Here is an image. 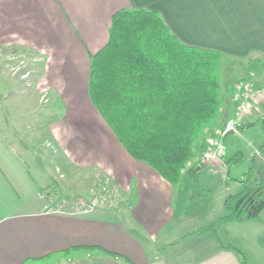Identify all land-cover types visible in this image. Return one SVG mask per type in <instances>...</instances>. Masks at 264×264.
I'll use <instances>...</instances> for the list:
<instances>
[{"label":"crops","instance_id":"1","mask_svg":"<svg viewBox=\"0 0 264 264\" xmlns=\"http://www.w3.org/2000/svg\"><path fill=\"white\" fill-rule=\"evenodd\" d=\"M139 8L157 12L187 46L234 59L264 55V0H0V53L5 58L0 66L7 65L14 49L21 63L40 66L46 90L40 93L39 84L37 93L57 104L61 114L40 126V118H31L37 108L17 113L13 105L5 108L2 104L10 101L1 96V82L0 264H240L209 231L226 214L227 198L219 200L202 226L188 227L181 182L172 185L133 159L90 98L92 58L108 44L113 16ZM19 68L13 69L16 80L29 87V73ZM21 113L28 123L20 120ZM233 113L232 98L223 95L219 118L197 142L191 161L201 158L202 146L209 147ZM252 117L241 131L252 126L246 127ZM48 146L73 171L91 173L92 180L106 173L124 191L123 204L90 213L45 210L40 192L51 186L32 173L35 161L24 151ZM254 162L259 165L257 158ZM52 186L61 193L82 192L80 182L70 186L66 178Z\"/></svg>","mask_w":264,"mask_h":264},{"label":"trees","instance_id":"2","mask_svg":"<svg viewBox=\"0 0 264 264\" xmlns=\"http://www.w3.org/2000/svg\"><path fill=\"white\" fill-rule=\"evenodd\" d=\"M225 59L219 52L182 43L155 11L121 10L112 18L108 44L92 58L90 98L127 153L177 186L197 142L219 118ZM226 93L232 97L233 87ZM207 149L202 146L203 152ZM242 157L236 153L225 165H238ZM203 167L198 163L187 173ZM240 184L241 191L226 199V214L217 222L254 220L264 211V170L254 162ZM220 244L240 264H249L236 247Z\"/></svg>","mask_w":264,"mask_h":264},{"label":"rangeland","instance_id":"3","mask_svg":"<svg viewBox=\"0 0 264 264\" xmlns=\"http://www.w3.org/2000/svg\"><path fill=\"white\" fill-rule=\"evenodd\" d=\"M9 54L11 55L6 59V61H8L7 65L0 66V72L2 74V76H0V84L5 80V85L2 86L1 96H4V98L10 102L7 103L6 101L2 105H4L5 108H7L6 106L13 105L12 107H15V113L20 110L21 112H26L37 108L38 113L36 115L33 113L31 118L32 120L35 116H37L38 119L40 118V126L57 121L61 116V114L58 113L60 110L58 105H53L50 101V103H47L48 100L45 94H41L42 97H39L41 95L38 94L36 90L39 84L38 90L40 93L46 90V86L43 85L44 83L40 82L41 67L33 62L27 65L21 63L20 59H17L19 53L15 49ZM1 56L2 54L0 55V60L4 61L5 58ZM256 64L260 65L258 71L252 69ZM18 68L22 73H29V87L25 86V88L22 82L16 80L17 76L14 75L13 72ZM251 73L255 74L256 83L264 86V55L256 53L245 60L226 58L220 70L223 87V94L221 93L222 98L223 95L226 97L229 96V94L227 96L226 93L227 89L232 88L238 80L249 78ZM9 82H13L11 83L12 86L8 85ZM261 108L264 109V107L258 108L257 115L253 114V117L246 124V126L252 125L251 127L240 131L239 134L232 133L226 136L228 140L224 145L227 147V151L221 163L217 162L214 164L213 169L203 167L200 171L196 170L194 174L183 175L181 187L178 191L180 197H184L185 224L189 223L187 225L188 227L202 226L201 223L206 222L208 216L216 211L219 200L238 194L241 191L240 181L244 178L245 174L248 173L253 166L255 158H257L255 156V150L261 149L262 154H264V148H261L264 142V129L261 121V118L264 117V111H262ZM259 109H261L262 112L259 111ZM19 117L21 121L28 123L26 114L21 113ZM37 135L44 136L41 130H37ZM214 135H216V133H214ZM22 137L24 138L25 136L23 135ZM44 138H46V136ZM216 138H221V136H214L210 140V143ZM45 148L41 149L40 147H35L30 150V154L27 150L24 151L28 159L32 157L35 161L34 164L31 162V164L36 167V169L32 170V173L41 175L40 177L43 178L41 182L44 185L48 183L52 188L53 181L59 183V181L64 178H66L67 184L70 186L74 185V187H76L78 182H80V187L82 188V192L79 193H65L64 191V193H61L51 187L41 191L40 199L45 205V210L64 211V209L61 208L62 205L75 206L77 201L90 205L100 197L101 188L106 186V182H108L110 186H116L114 181L106 173L100 172L94 177V180H92L91 173L73 171V169L69 168L67 163L61 159L58 152H56L52 146ZM236 153L243 154L241 163L231 166L225 165V161ZM201 159L202 158H199L198 161L196 160L188 163L187 170L195 167ZM257 160L259 163V165L256 164L257 169L264 170V159L261 161L260 158H257ZM78 177L82 180L79 179L78 182L75 183ZM252 185H254V183ZM118 188L120 190V195L118 197L116 196L115 199L120 203L119 206H121L124 202V191L120 186H118ZM65 200H67V202ZM214 224L215 223L211 224V229L213 228L215 230L222 243L225 245H232L240 250L249 264H264V211L260 214L259 218L254 220L219 221L217 225Z\"/></svg>","mask_w":264,"mask_h":264},{"label":"built area","instance_id":"4","mask_svg":"<svg viewBox=\"0 0 264 264\" xmlns=\"http://www.w3.org/2000/svg\"><path fill=\"white\" fill-rule=\"evenodd\" d=\"M231 98L234 105L232 118L227 122L223 130L217 131L216 135L221 136V138H216L209 143L208 149L205 150L201 156L202 159L199 163L206 168L213 169L214 164L222 162V158L226 153L224 138L232 133L239 134L247 119L253 115L254 110L256 111V109L258 110V108L264 107V86L258 85L255 80V74L251 73L249 78L240 79L234 84ZM255 156L264 159V154H262L261 149L255 150ZM119 195L120 190L118 186H110L109 183L106 182V186L101 188L100 197L92 204L89 205L77 201L75 206L62 205L61 208H63L64 211H56L90 213L97 209L116 210L120 203L117 202L115 197ZM65 201L67 202V200Z\"/></svg>","mask_w":264,"mask_h":264}]
</instances>
